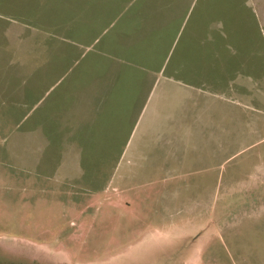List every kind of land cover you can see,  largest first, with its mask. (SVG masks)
<instances>
[{
  "label": "rangeland",
  "instance_id": "obj_1",
  "mask_svg": "<svg viewBox=\"0 0 264 264\" xmlns=\"http://www.w3.org/2000/svg\"><path fill=\"white\" fill-rule=\"evenodd\" d=\"M135 2L0 0V264H264L262 87L249 84L248 94L254 95L250 99L242 88L238 95L224 93L231 99L216 108L223 153L212 169L149 168L140 170L137 179L123 170V178L107 182L113 170L103 166L115 162L114 150L123 142L110 136L108 127L95 130L87 142L78 137L94 152L80 153L83 169H72L76 159L71 133L56 131V121L71 113L69 107L60 109L61 114L57 110L63 99L59 94L73 85L72 78H87L88 71L82 72L89 65L96 68L91 74L97 82L94 73H102L103 56L133 63L141 55L136 65L142 70L134 74L139 81L118 85L115 96L118 102L136 99L142 97L141 83L161 76L156 73L161 67L167 73L176 64L179 47H190L193 14L199 8L178 34L173 26L176 31L163 42L160 32H167L170 19L150 21L159 23L152 26L160 37L155 48L154 36L146 37L150 26L139 33L135 16L144 10L135 8ZM104 16L112 25L103 35ZM135 29L137 35L131 36ZM135 45L141 52L127 50ZM190 61L188 54L183 66L190 69ZM57 79L61 82H54ZM45 83L52 85L48 94L42 88ZM207 103L205 108L211 106ZM124 107L115 106L116 120L110 124L119 127ZM180 109L176 105L170 115L178 117ZM180 116L166 124L167 144L179 150V158L186 155L185 148L189 152L197 145L185 132L198 124L189 112ZM233 116L237 120L231 121ZM201 144L212 146V138H201ZM169 146L164 150L167 157L173 152ZM78 170L95 180L77 183L71 174ZM193 172L200 184L182 176Z\"/></svg>",
  "mask_w": 264,
  "mask_h": 264
},
{
  "label": "crops",
  "instance_id": "obj_2",
  "mask_svg": "<svg viewBox=\"0 0 264 264\" xmlns=\"http://www.w3.org/2000/svg\"><path fill=\"white\" fill-rule=\"evenodd\" d=\"M135 3V8L144 10L137 12L135 16L138 23L136 25L140 28L139 33L143 32L144 26H150L149 34L147 33L146 37L154 36L155 48L158 46L157 41L160 37L159 31L152 26L159 23L155 24L150 21H155V19L158 21L163 16L170 19L165 24L167 32L163 35L162 31L160 32L161 38L164 37L163 42L168 38V35H172L176 31V27L172 30L173 26H177L176 33L178 34L182 26L192 16L193 9L199 8L193 14L195 22L190 32V47L185 43L179 47L176 64L175 66L173 64L167 73L164 74L161 67V71L156 72L161 76L154 77L152 81L149 80L143 86L141 83V91L144 88L142 97L136 99L126 97L125 100L122 98L118 102L119 100L115 96H117L116 91L120 88L118 85L129 83L134 86L135 81H139L134 74L137 70H142L139 68L140 64L136 65L141 55L137 59L134 57L135 62L133 61V63L126 59L124 61L121 57L117 59L116 57L103 56L105 67L102 69V73L96 74L94 71V80L100 81H92L91 70H96V68L89 65L82 72L88 71L87 78L76 76L72 78L73 85L64 87L63 92L59 94L60 99L61 97L63 99L57 110L61 114L60 109L63 108L64 111L69 107L71 113H67L68 119L64 117L56 121V131L59 134L67 135L66 131L69 130L70 136L73 138L71 153L76 159V164H73L72 161V169H83L79 164L80 153L94 152V148L88 147L86 143L80 144L78 137L85 138L87 142L88 137H92L91 134H94L95 130H105L107 127L112 132L110 136L123 138V142L120 141L118 148L116 147L114 150L116 153L118 150L115 162L110 166H103V168L113 170L107 176V182L123 178V170H129L128 175L137 179L141 175L140 170L149 168L212 169L215 163L221 160L223 153L222 141L218 142L217 140L219 136H222L223 130L217 128L216 125V108L218 103L223 100L228 102V98L231 99L224 93L233 95L237 92L238 95V91L242 88L247 92L244 96L250 99L254 98V95L248 94L247 86L249 84H251L250 88L255 86V88L262 87L264 89V0H142V7H138L139 0H136ZM88 5L90 4L87 3L86 6ZM89 15L87 17L94 23L95 19ZM105 18V16L102 18L103 35L107 32L106 28L112 25L110 22L107 23ZM120 19L123 20V18ZM79 30L86 33V30L82 28ZM133 34L137 35L136 29L131 30V36H135ZM107 38L104 37L103 42ZM119 43L122 44L123 41ZM204 43H206L205 49H203ZM142 46L144 45L142 44ZM136 47L127 50L131 49L133 52L134 49L133 53L141 52L140 47ZM86 53L88 56L91 54L90 48ZM188 54L191 60L190 69L183 66ZM200 54H203L204 61H200ZM200 65L202 66L200 67ZM146 67L142 66V68ZM150 72L152 71L150 70ZM60 79L54 82L58 83ZM51 87L50 83H45V86L42 87L44 94H48ZM207 98H209L211 106L205 108L204 105L208 102L205 101ZM183 101L188 102L189 106H182L184 105ZM119 103H124L125 107L124 118L121 119L122 123L117 127L115 124H110L109 121L116 120L112 114L115 112V106ZM176 105L181 106L179 116L183 111L189 112L192 114L191 118L195 117L198 123L197 125L192 124V129L185 132L190 138L195 139L197 145L193 144L189 148V152L185 148L186 155L181 153V158L177 157L180 155L179 150L167 144L169 141L166 124L179 118L177 115L175 118L170 115ZM193 107L197 112L192 111ZM50 115V120H54V116ZM231 119V121L237 120V116H233ZM203 121H208L209 124ZM127 126L129 132L126 131ZM207 127L209 128L207 129ZM120 128L123 130L119 131ZM120 132L123 134L121 135ZM106 136L108 135L106 134ZM206 137L212 138V146L201 144V138ZM218 144L219 149L217 148ZM168 146L172 148L173 152H169L167 157L164 152ZM102 148L104 152L105 146ZM107 152H110L109 149ZM161 159H163L162 162ZM171 159L173 162L168 161ZM196 175L193 172L192 174L185 173L182 176L187 179L192 178V183L200 184L201 181L196 179ZM71 177V179L77 180V183L82 184H91L93 179L95 180L94 177H86L80 170L76 173L72 171ZM173 177H177V175L171 176V178ZM185 184H189V181L185 180Z\"/></svg>",
  "mask_w": 264,
  "mask_h": 264
}]
</instances>
